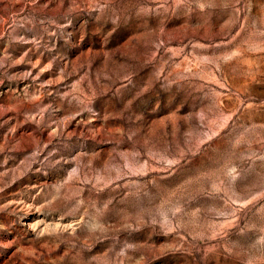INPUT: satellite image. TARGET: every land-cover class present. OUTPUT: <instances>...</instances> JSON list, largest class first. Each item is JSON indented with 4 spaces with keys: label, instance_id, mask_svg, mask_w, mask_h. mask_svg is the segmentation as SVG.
<instances>
[{
    "label": "rangeland",
    "instance_id": "374dc122",
    "mask_svg": "<svg viewBox=\"0 0 264 264\" xmlns=\"http://www.w3.org/2000/svg\"><path fill=\"white\" fill-rule=\"evenodd\" d=\"M0 264H264V0H0Z\"/></svg>",
    "mask_w": 264,
    "mask_h": 264
}]
</instances>
